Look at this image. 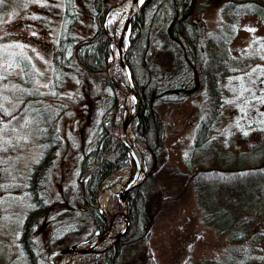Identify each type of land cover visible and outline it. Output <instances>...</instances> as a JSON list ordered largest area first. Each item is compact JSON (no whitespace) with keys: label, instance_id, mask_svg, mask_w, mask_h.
<instances>
[{"label":"rangeland","instance_id":"374dc122","mask_svg":"<svg viewBox=\"0 0 264 264\" xmlns=\"http://www.w3.org/2000/svg\"><path fill=\"white\" fill-rule=\"evenodd\" d=\"M127 3L129 0L112 1L104 18V27L111 39L107 78L116 85L117 91H125L118 93L123 100L122 112L117 107L111 109V117L119 119L116 133L126 113L128 91L122 79L116 81V73L120 74L118 53L107 22L111 17L117 22L114 14ZM124 13V10L120 12ZM194 16L212 33L227 30L221 4L215 1L208 4L201 16L196 12ZM232 24L226 38L225 66H221L217 76L222 102L210 134L217 149L237 154L250 151L264 141V21L255 13L244 11L234 17ZM93 30L94 16L89 0H5L0 6V105L3 106L0 108V264H27L19 240L24 218L36 206L29 179L44 149V114L55 122L53 129L59 144L42 189L38 192L36 188V193L49 206V213L33 238L38 262L46 264L47 255L55 249L83 247L85 241L100 233L96 230L87 238L94 226L78 210L81 204L75 193L80 150L93 141V130L105 114L113 90L101 78L75 74L81 68L71 56L67 41L62 44L66 58L62 59L61 68H56L54 62L60 37L75 35L86 39ZM17 44L24 47H14ZM20 52L27 59L13 56ZM232 59L245 63L229 64ZM206 99L205 93L198 91L167 111L164 117L167 166L186 170V154L207 109ZM129 107L133 110L130 115L136 103ZM134 140L143 157L144 145ZM142 165L145 172L144 158ZM128 169L127 161L111 174L110 184L97 193L98 210L106 219L109 235L123 231V208L119 193L109 192L103 204L99 194L123 183ZM241 180L221 190L225 205L241 209L257 202L250 187ZM168 181L164 179V191L160 190V195L173 193ZM261 189L264 192V179ZM172 197L157 203L152 213L156 216L151 214L155 220L149 235L124 246L119 264H227L225 257L231 245L240 246L241 252L246 253L244 262L236 257V264H264L263 212L247 234L231 240L230 230L220 232L205 217L193 187L182 190L178 186ZM108 243V239H103L93 249L102 250ZM86 261V254L73 255L66 263Z\"/></svg>","mask_w":264,"mask_h":264},{"label":"trees","instance_id":"16d2710c","mask_svg":"<svg viewBox=\"0 0 264 264\" xmlns=\"http://www.w3.org/2000/svg\"><path fill=\"white\" fill-rule=\"evenodd\" d=\"M112 1L89 0L94 16L93 33L86 39H78L75 35L64 39L60 37L54 57L56 68H61L62 59L66 58L62 44L67 41L72 50L71 56L82 71L79 69L75 74L81 77L87 73L101 78L113 90L105 114L93 130V141L83 145L80 150L75 194L81 204L78 210L94 226L87 238L94 231H101L103 225V217L97 206V193L110 184L111 174L128 161L127 151L114 130L119 119L111 117L113 107L122 112L123 100L118 93L125 91H117L116 85L107 78L106 71L111 39L104 27V18ZM213 1L221 4V11L226 18L224 27L227 30L223 33H212L200 18L197 20L194 16L195 12L201 16ZM244 11L253 12L264 21V0H145L132 16L125 64L140 108L130 128L134 138L144 145L145 176L126 193L129 220L126 233L107 249L88 254L84 264H119L122 248L149 235L155 220L152 217L154 208L158 202L174 198V188L178 186L182 190L193 187L205 217L220 232L230 230L231 240L247 234L261 213H264V192L261 189L264 179V168L261 169V165L264 167V141L250 151L235 154L226 149H217L214 137L210 134L222 102L217 76L221 66H225L226 38L231 32L232 20ZM234 63L242 65L245 62L238 59L229 62L232 65ZM115 76L116 81H121L119 73ZM198 91L205 93L207 109L188 148L186 170L182 171L167 166L165 162L164 117L172 105L190 98ZM43 118L44 149L31 172L32 183L38 192L42 189L59 144L53 129L55 122L47 114ZM224 171H229V174ZM165 178L173 190L170 195L159 194L165 186ZM239 179L246 182L250 193L257 200L241 209L230 207L228 203L225 205L221 195L223 188L235 184ZM33 202L36 206L25 216L19 240L27 264H39L33 238L36 229L49 213V206L40 193H34ZM49 245L47 241V247ZM240 248L235 245L229 247L225 257L227 264H236L238 256L244 262L246 253L241 252Z\"/></svg>","mask_w":264,"mask_h":264},{"label":"water","instance_id":"95a60500","mask_svg":"<svg viewBox=\"0 0 264 264\" xmlns=\"http://www.w3.org/2000/svg\"><path fill=\"white\" fill-rule=\"evenodd\" d=\"M145 2V0H143L142 3H140L139 6L134 7L133 3H136L135 0H129V9H128V16L127 19L125 20L123 27L121 28L120 32H119V37L116 41V48H117V53H118V68H119V72H120V76L121 79L124 83L125 89L127 91L130 90V87L132 86V82L131 78H130V73L129 70L125 64V52L128 48V36H129V30H130V21L132 16L141 8V6L143 5V3ZM128 28V34H127V46L125 49H122L123 43H124V32L125 29ZM135 103H136V109L134 110L133 113H131L130 115L124 116L120 122L119 128L117 130V137L120 140V142L122 143V145L125 147L127 154L128 152H132V149L127 145V143L124 141L122 133L123 130L126 127H130V124L133 120V118L137 115L139 108H140V103H139V99L138 96L135 92ZM134 159H135V164H134V169H133V173L131 175V178H129L127 181H125V183L123 184L122 187V192L119 195V204L122 206L123 208V216H124V222H125V226L122 232L120 233H114L112 235L108 234V229L106 228V219L103 218V225H102V229L100 231V233L98 235H96L95 237H92L90 240L85 241V246L84 247H79L78 245L75 246H67L64 248H60V249H55L54 251L50 252L47 257H46V264H53L52 262V258L55 256H58L64 252H72L75 255H82V254H90V253H94V252H101L105 249H107L113 242H115L117 239H119L120 237H122L126 231L127 228L129 226V220H128V216H127V212H126V204H125V198H126V193L129 189H131L132 187L136 186L137 184L140 183V181L144 178L145 176V172H143V176L142 178L139 180V175H140V171H143V163H141L140 159L134 154ZM125 204V205H124ZM103 239H108L109 243L105 246L104 249L102 250H94L93 247L100 242ZM66 264V263H64Z\"/></svg>","mask_w":264,"mask_h":264},{"label":"bare ground","instance_id":"6f19581e","mask_svg":"<svg viewBox=\"0 0 264 264\" xmlns=\"http://www.w3.org/2000/svg\"><path fill=\"white\" fill-rule=\"evenodd\" d=\"M135 1H136V3H133V6L134 7L139 6L141 3L140 0H135ZM119 9H120V11L118 13L114 14V16H113V17H118V21L114 22L113 18L111 17V19H109V21L107 22V29L112 31L111 37H112V40L115 42L117 41V39L119 37L118 36L119 32H120L121 28L123 27L125 20L127 19L129 4L128 3L124 4ZM123 10L125 11V13L123 15H121L120 12ZM127 34H128V28H126L125 32H124V40H123L124 43H123L122 49H125L127 46ZM128 44H129V42H128ZM112 54L114 56L115 53H112ZM133 102H135V91H134V88L131 86L130 90L126 93V99H125V105H126V111L125 112L126 113H125V116L129 115V113L131 112L132 108L129 107V105ZM122 136H123L124 141L127 143V145L132 149V152H128L129 169L127 170L126 174H124V176L126 178L125 181H127L129 178H131V175L133 173L134 164H135L134 154L140 159L141 163H143V157H142L140 149L137 146V143L135 142V140L133 138V135L131 133V129L129 126L123 130ZM142 174H143V171L141 170L138 178H140V176ZM125 181L123 183H118V184L110 187L109 189H107L105 191H102L99 194L100 203L101 204L105 203L106 197H107L109 192L119 193V195H120V193L122 192V187H123V184L125 183ZM73 255H75V254H73L70 251L64 252L58 256L53 257L52 262H53V264H64L68 260H70ZM82 255H84V254H82ZM86 255H88V254H86Z\"/></svg>","mask_w":264,"mask_h":264},{"label":"snow or ice","instance_id":"6c2138e0","mask_svg":"<svg viewBox=\"0 0 264 264\" xmlns=\"http://www.w3.org/2000/svg\"><path fill=\"white\" fill-rule=\"evenodd\" d=\"M140 2L142 3L143 0H140ZM5 3V0H0V6H3ZM7 47H13L12 45H9ZM14 47H18V48H23L24 46L23 45H20V44H17V45H14ZM13 56H19L21 60H25L27 59V57L25 56V54L23 52H20V53H14ZM11 66V65H9ZM27 74V73H26ZM46 86V85H45ZM3 106L0 105V108H2ZM7 111V110H5ZM9 115H11L10 113H8ZM26 124H27V121H26Z\"/></svg>","mask_w":264,"mask_h":264},{"label":"flooded vegetation","instance_id":"af4514ba","mask_svg":"<svg viewBox=\"0 0 264 264\" xmlns=\"http://www.w3.org/2000/svg\"><path fill=\"white\" fill-rule=\"evenodd\" d=\"M0 125H1V120H0ZM33 186H34V184L32 183V177L30 176V179H29V190H30V192L32 194V197H34V193L36 192V190H35V188Z\"/></svg>","mask_w":264,"mask_h":264}]
</instances>
